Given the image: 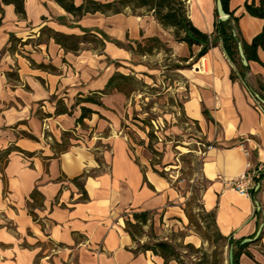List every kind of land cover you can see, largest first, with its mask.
Returning <instances> with one entry per match:
<instances>
[{"label":"crops","instance_id":"crops-1","mask_svg":"<svg viewBox=\"0 0 264 264\" xmlns=\"http://www.w3.org/2000/svg\"><path fill=\"white\" fill-rule=\"evenodd\" d=\"M83 1L74 0L76 5ZM252 1H229L248 43L264 29V19L245 8ZM254 2L259 6L261 0ZM0 7V264H165L151 251H137L125 220L145 211L160 214L164 222L183 220L185 211L171 181L159 175L141 147L123 133L124 115L118 108L124 109L128 97L116 92L102 98L103 106L82 103L73 108L79 97L103 90L116 72L136 77L145 73L146 66L136 59L149 55L139 54L137 44L151 38L166 43L174 58L191 64L180 72L187 83L182 114L213 146L201 165L204 211L214 214L225 237L242 242L256 235L264 225V173L251 196L226 182L243 175L248 162L264 164V111L255 106L241 78L232 79L235 67L219 42L197 57L201 46L177 42L174 30L146 8L136 15L126 9L77 19L54 0H25L22 19L14 5L0 0ZM187 10L192 24L214 38L216 0H189ZM44 28L66 35L91 33L103 45L86 43L78 52L68 51L41 34ZM11 36L30 43L9 50ZM258 56L261 63L249 62L246 81L264 95L259 89L264 84L263 49ZM59 100L70 114H56ZM82 106L95 112L83 126L77 123ZM85 126L95 137L87 143L79 141L81 136L74 141L71 133L83 134ZM106 129L108 135L103 136L100 131ZM98 140L105 146H97ZM256 203L260 209L254 211ZM239 264H264V227Z\"/></svg>","mask_w":264,"mask_h":264},{"label":"rangeland","instance_id":"rangeland-1","mask_svg":"<svg viewBox=\"0 0 264 264\" xmlns=\"http://www.w3.org/2000/svg\"><path fill=\"white\" fill-rule=\"evenodd\" d=\"M131 13L136 15L139 11ZM137 52L149 55H137L136 59L143 62L146 72L135 76L142 85L138 86V91L127 96L124 109L118 108L124 115L122 131L131 143L141 147L151 167L171 181L179 193L185 218L172 217L164 222L160 214H151L152 221L148 225L140 230L134 229L137 234L136 246H153L157 242L167 241L175 247L185 264H194L203 253H217L218 260H224V264H227V250L223 249L216 236L214 216L205 212L202 206V192L206 183L201 175V165L207 151L204 145L208 144L197 134L195 125L185 120L182 114L187 83L180 72L190 69L191 64L174 58L172 50L164 42L156 45L145 41L141 48L137 47ZM101 111L110 112L102 108ZM99 119L102 120V117ZM83 131V134L76 132L70 136L74 141L81 136L79 141L82 143H87V138L95 137L90 127L85 126ZM100 132L103 136L108 135L107 129ZM95 143L100 147L105 146V141ZM176 210L177 214H182L178 208ZM128 219L134 222L132 214ZM189 245L200 251L189 248ZM169 263L178 264L173 259Z\"/></svg>","mask_w":264,"mask_h":264},{"label":"trees","instance_id":"trees-1","mask_svg":"<svg viewBox=\"0 0 264 264\" xmlns=\"http://www.w3.org/2000/svg\"><path fill=\"white\" fill-rule=\"evenodd\" d=\"M6 5H14L16 13L20 18H26L25 12V0H1ZM57 2L67 13L73 15L77 19H81L88 14H120L123 13L126 9L131 11H138L142 8H146L148 11H153L156 19L167 28H172L174 30V38L179 43H186L190 47L193 45L201 46V50L198 53L197 57H203L209 49L215 45L216 42H219L222 45L223 50L225 51L227 57L233 63L235 70L233 71L232 79L241 78L249 91L253 94H259L263 99L264 95L254 91L247 83L246 76L248 73L249 67H244L241 62L239 55L238 45L241 44L243 48L244 55L248 62H259L261 63L258 51L259 49L264 50V29L257 35L251 43L246 42L238 29V18L229 9L230 0H222L223 8L226 14L229 16L228 21L221 22L219 19L215 25V37L212 38L207 34L199 31L190 21L188 17L187 5L189 0H118L113 2H100L95 0H84L81 5H76L74 0H54ZM247 12L257 18L264 19V0H261L260 5L256 6L254 0L252 2H247L245 4ZM0 12L3 13L2 8L0 7ZM41 34H46L49 37H53L57 44H59L63 49L68 51L78 52L81 49L82 44L92 43L96 47L103 45V42L99 40L96 35L87 33L83 36L77 35H66L63 33L55 32L51 29L44 28L41 31ZM148 42L155 43L156 45L161 44V40L158 38H151L147 40ZM30 41L22 42L11 36V47L9 50H15L17 44H28ZM138 48H141V44H137ZM152 49H150L151 51ZM196 57V58H197ZM142 85L140 81L134 75H124L122 73L116 72L109 79L105 88L101 91L91 92L86 96H81L77 99L76 105L79 106L82 103H90L98 106H103L102 98L104 96L111 95L113 93H122L126 96H129L130 93L138 91V86ZM260 90H264V84H260ZM81 116L77 119V123L81 126L84 125V120L91 117L94 111L91 109L82 106L81 107ZM67 107L64 105L62 100H59L57 103L56 114H70ZM68 137L65 134V139ZM62 150L65 151L68 148L66 140L63 141ZM159 173L157 170H155ZM159 175L163 176L161 173ZM164 177V176H163ZM35 195L37 192L34 193ZM153 212H137L133 213V220H125V225L127 231L131 235L133 241L137 242V234L134 229L140 230L143 226L148 225L149 221L152 219L150 215ZM214 216L213 213H209ZM215 221V217H214ZM216 236L218 240L221 241V246L223 249L227 250L226 263L228 262V251L232 248L234 252V261L233 264H239L240 257L245 253L248 244L241 245V242H236L232 238L225 237L221 235L216 227ZM189 248L200 251V249H195L193 245H189ZM137 251H151L156 255L161 256L165 260V264H169L170 259L175 260L178 264H185L180 260L179 254H177L175 247L167 242L160 241L154 244L153 246H143L137 247ZM248 256L252 257L249 253ZM194 264H224V260H218L217 253L212 255L203 253L200 258H198Z\"/></svg>","mask_w":264,"mask_h":264},{"label":"built area","instance_id":"built-area-1","mask_svg":"<svg viewBox=\"0 0 264 264\" xmlns=\"http://www.w3.org/2000/svg\"><path fill=\"white\" fill-rule=\"evenodd\" d=\"M253 99L255 101V106L264 111V105L259 102L255 95H253ZM45 130L48 131L49 127L45 126ZM206 150H211L213 146L211 145H204ZM246 156H250V153L248 151H245ZM264 173V164H253L251 162L247 163V170L246 172L239 176L238 178H235L233 180H230L226 182V185L233 190L237 191L241 195L245 196H251L252 191L255 190L257 185H259L260 180L262 179ZM259 209L258 207L254 206V211ZM263 219H264V214H263Z\"/></svg>","mask_w":264,"mask_h":264},{"label":"water","instance_id":"water-1","mask_svg":"<svg viewBox=\"0 0 264 264\" xmlns=\"http://www.w3.org/2000/svg\"><path fill=\"white\" fill-rule=\"evenodd\" d=\"M216 8H217V14H218L219 20L221 22L228 21L229 16L224 11L222 0H216ZM238 50H239V55L241 58L242 65L244 67H248L249 62L247 61V59L244 55L243 48H242L241 44L238 45ZM255 97L259 102H261L264 105V99L259 94H256ZM259 187H260V185H257L256 190H258ZM256 205L260 209L259 204L256 203ZM263 227H264V225H261L258 232L256 233V235L253 238L244 239L241 242V245H246V244H251V243L257 242L262 236ZM233 261H234V252H233V249L231 248L228 251V262H229V264H233Z\"/></svg>","mask_w":264,"mask_h":264}]
</instances>
